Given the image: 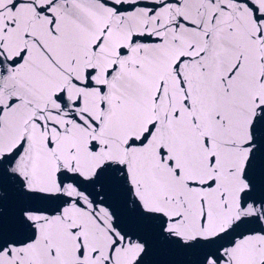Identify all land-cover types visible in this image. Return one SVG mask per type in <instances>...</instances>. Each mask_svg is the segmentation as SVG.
Wrapping results in <instances>:
<instances>
[{"label": "snow or ice", "instance_id": "obj_1", "mask_svg": "<svg viewBox=\"0 0 264 264\" xmlns=\"http://www.w3.org/2000/svg\"><path fill=\"white\" fill-rule=\"evenodd\" d=\"M0 264H264V0H0Z\"/></svg>", "mask_w": 264, "mask_h": 264}]
</instances>
